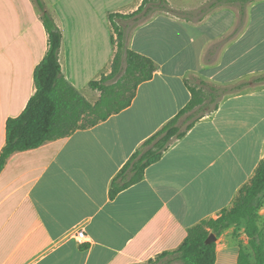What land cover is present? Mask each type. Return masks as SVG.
<instances>
[{
  "label": "crops",
  "instance_id": "crops-1",
  "mask_svg": "<svg viewBox=\"0 0 264 264\" xmlns=\"http://www.w3.org/2000/svg\"><path fill=\"white\" fill-rule=\"evenodd\" d=\"M43 1L63 34L62 72L94 104L100 93L90 83L111 72L117 49L109 14H131L144 0ZM167 1L183 12L213 0ZM226 6L211 9L206 25L166 12L152 16L128 37L130 50L157 65L129 108L10 156L0 174V264H143L176 250L190 228L231 207L264 159V84L225 96L142 182L110 199L111 182L131 156L190 102V74L218 87L264 74V0L249 5L244 22L236 6ZM230 36L211 49L198 41ZM47 51L36 0H0V154L7 121L36 93L34 71ZM260 215L264 230V207ZM216 243V264H238L249 239L233 226Z\"/></svg>",
  "mask_w": 264,
  "mask_h": 264
},
{
  "label": "trees",
  "instance_id": "trees-1",
  "mask_svg": "<svg viewBox=\"0 0 264 264\" xmlns=\"http://www.w3.org/2000/svg\"><path fill=\"white\" fill-rule=\"evenodd\" d=\"M256 1L213 0L209 8L236 6L244 22L247 8ZM36 2L48 34V51L34 71L35 95L20 116L10 118L6 123V145L0 154V174L12 154L38 149L47 142L64 140L77 130L92 128L129 108L138 87L154 77L157 65L150 58L128 48L129 36L125 28L133 27L134 30L157 12L176 16L181 13L174 10L167 0H144L131 14H109L117 35V39L112 37L117 49L111 72L90 83V88L100 93L97 102L92 104L64 76L60 65L62 31L44 1ZM185 82L192 96L190 102L131 156L111 182V200L142 182L146 170L162 159L173 141L183 139L198 121L217 111L225 96L264 84V74L221 87L196 74H190ZM263 207L264 159L231 207L223 209L217 217L203 220L190 228L184 242L176 250L165 251L143 264H216L217 243L207 241L212 235L220 238L233 226L243 228L249 239L248 247L240 246L238 264H264V230L260 215Z\"/></svg>",
  "mask_w": 264,
  "mask_h": 264
},
{
  "label": "rangeland",
  "instance_id": "rangeland-1",
  "mask_svg": "<svg viewBox=\"0 0 264 264\" xmlns=\"http://www.w3.org/2000/svg\"><path fill=\"white\" fill-rule=\"evenodd\" d=\"M193 1V0H192ZM259 1V0H258ZM256 1V2H258ZM254 2V3H256ZM218 8H221V7H218ZM226 8H233L232 6H226ZM215 10V9H214ZM211 12H213V10L211 11V9L209 8L208 4H205L204 6L200 7L198 10L196 11H183L180 13L179 17H181L182 19H186L188 21H193V22H196V23H200L201 25H206V17L208 16V14H210ZM158 13V12H157ZM156 13V14H157ZM216 14V13H215ZM133 27H130V28H125V32L127 34V36H130L133 29ZM232 38V36L230 37H225V38H222V39H219L220 41L218 42H214V43H210V39H207V38H199L198 41H199V44H203V45H207V44H210V49L211 47H214L215 44L219 43L221 45H224L226 44L228 41H230ZM116 39H117V35H116ZM214 49V48H213ZM92 91H90V93H88V98L89 99H93L94 96H92ZM87 94V92H86ZM94 100V99H93Z\"/></svg>",
  "mask_w": 264,
  "mask_h": 264
},
{
  "label": "water",
  "instance_id": "water-1",
  "mask_svg": "<svg viewBox=\"0 0 264 264\" xmlns=\"http://www.w3.org/2000/svg\"><path fill=\"white\" fill-rule=\"evenodd\" d=\"M217 240H218V238H217L215 235H212V236L208 239L207 243L217 242Z\"/></svg>",
  "mask_w": 264,
  "mask_h": 264
},
{
  "label": "built area",
  "instance_id": "built-area-1",
  "mask_svg": "<svg viewBox=\"0 0 264 264\" xmlns=\"http://www.w3.org/2000/svg\"><path fill=\"white\" fill-rule=\"evenodd\" d=\"M77 237H78V239L82 240L85 237L84 232L83 231H78Z\"/></svg>",
  "mask_w": 264,
  "mask_h": 264
}]
</instances>
